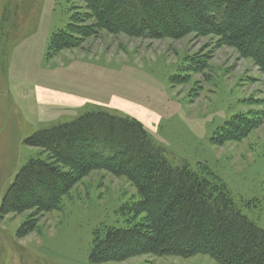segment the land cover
I'll use <instances>...</instances> for the list:
<instances>
[{
	"label": "rangeland",
	"instance_id": "374dc122",
	"mask_svg": "<svg viewBox=\"0 0 264 264\" xmlns=\"http://www.w3.org/2000/svg\"><path fill=\"white\" fill-rule=\"evenodd\" d=\"M7 5L10 19L0 34L8 52L0 50V203L30 157L49 161L26 137L101 108L141 121L172 164L205 165L264 230V75L250 58L214 36L149 39L105 31L49 55L51 34L84 14L83 2L0 0V24ZM237 113L261 122L237 140L212 141ZM138 198L125 177L98 169L73 184L59 209L0 213V264H217L206 254L90 262L94 230L127 227L132 213L124 206ZM27 221L34 229L18 236Z\"/></svg>",
	"mask_w": 264,
	"mask_h": 264
},
{
	"label": "trees",
	"instance_id": "16d2710c",
	"mask_svg": "<svg viewBox=\"0 0 264 264\" xmlns=\"http://www.w3.org/2000/svg\"><path fill=\"white\" fill-rule=\"evenodd\" d=\"M81 1L87 11L72 15L66 28L51 34L49 55L76 47L100 31L149 39L194 33L216 37L217 44L250 58L264 75V0ZM9 7L1 13L0 34L3 22L10 19ZM5 49L0 47L3 53ZM260 122L261 116L234 114L211 140H237ZM25 143L46 152L49 161H26L4 192L1 214L59 209L62 197L92 170L123 176L136 188L138 200L124 206L132 213L128 226L94 230L90 262L142 254H206L217 264H264V230L242 214L226 184L205 165L195 169L172 164L138 119L98 108L38 130ZM34 226L25 222L17 235L24 236Z\"/></svg>",
	"mask_w": 264,
	"mask_h": 264
}]
</instances>
